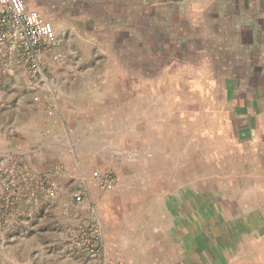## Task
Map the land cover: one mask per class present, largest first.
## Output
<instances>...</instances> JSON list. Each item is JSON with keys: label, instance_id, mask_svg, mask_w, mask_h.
Wrapping results in <instances>:
<instances>
[{"label": "rangeland", "instance_id": "obj_1", "mask_svg": "<svg viewBox=\"0 0 264 264\" xmlns=\"http://www.w3.org/2000/svg\"><path fill=\"white\" fill-rule=\"evenodd\" d=\"M148 5L141 7L133 34L125 33L112 50L100 48L101 33H64L60 57H47L35 87L28 85L17 66L0 74L2 129L34 127L36 106L45 104L46 115L53 108L45 99L50 91L56 90V102L65 103L69 92L89 90L92 86L100 90L123 88L120 106L130 119L122 155L114 157L106 167L115 179L114 188L109 190L83 181L90 176L93 163L75 171L67 163L63 166L47 162L41 171H36L29 163L39 162L32 156L37 152L33 140L18 136L17 131H13L16 133L11 141L0 135V264H101L97 258L84 254V249L92 244L87 229L98 218L99 223L105 221L107 237L102 232V250L106 241L111 248L117 244L124 250V242L116 243L118 235H122L120 226L129 220L133 224L150 222L146 198L153 194V184L171 182L174 188L185 181L188 189L195 183L204 184L203 190L222 189L219 196L223 201L242 185L235 186L242 177L228 176L233 171L228 167L227 152L234 146L225 118L224 88L228 82L217 79L218 66L210 54L194 52L197 42L190 44L192 49L187 45V49H180L181 43L171 46L163 32V18L147 16L157 14L158 9ZM93 28L99 31L98 26ZM89 37L93 42L86 44L84 40ZM201 46L205 48L206 43ZM206 48L210 53V48ZM62 153L66 160L67 151ZM16 167L26 169L45 188L47 181L52 183L54 196L47 197L33 180L22 181ZM8 183L14 184L16 190L26 189L30 198L18 197L16 190L14 195H8ZM79 191L84 195L76 201ZM127 235L132 242V227ZM135 245L134 253L138 255L141 251L137 240ZM132 253L131 248L124 251L129 258ZM134 258L143 260L142 256ZM222 264H229L228 258ZM230 264H264V240L260 244L257 239L254 247L238 250Z\"/></svg>", "mask_w": 264, "mask_h": 264}, {"label": "crops", "instance_id": "obj_2", "mask_svg": "<svg viewBox=\"0 0 264 264\" xmlns=\"http://www.w3.org/2000/svg\"><path fill=\"white\" fill-rule=\"evenodd\" d=\"M144 3L158 9L157 14L147 16L163 18V32L171 46L181 43L180 49H192L190 44L197 42L194 52L210 54L218 66L217 79L228 82L224 88L225 118L234 145L227 152L228 167L233 171L228 176L242 177L235 186L242 185L223 201L219 196L222 189L203 190L204 184L195 183L189 189L185 181L174 188L171 182L153 184V194L146 198L150 222L123 221L116 243L124 242L126 248L121 246L122 251L117 244L111 248L106 241L97 259L101 264H222L228 258L230 264L238 250L264 240V0H32L27 7L51 23L59 41L57 49L41 55L43 64L49 55L60 56L66 32L101 33L100 48H116L125 33L135 31L134 21L138 26ZM91 37L85 38L86 44L93 42ZM204 43L210 53L201 46ZM13 66L14 61L0 69V74ZM96 87L69 92L65 103L56 102V90L50 91L45 98L53 106L46 111L49 116L44 114L46 105L40 104L34 127L0 128V135L11 141L17 131L18 136L32 139L37 146L32 156L39 162L29 163L36 171L47 162L67 163L75 171L87 168L89 162L93 163L90 175L101 172L122 155L130 119L120 106L123 88ZM42 147H47L46 151H41ZM65 150L68 162L61 155ZM91 183L99 188L94 182L87 185ZM239 191L244 194L240 196ZM96 222L101 224L100 234L107 237L106 222L99 223V218ZM131 227L132 242L127 235ZM136 240L141 251L138 255L134 253ZM129 248L133 250L130 258L124 254ZM141 256L143 260L134 258Z\"/></svg>", "mask_w": 264, "mask_h": 264}, {"label": "built area", "instance_id": "obj_3", "mask_svg": "<svg viewBox=\"0 0 264 264\" xmlns=\"http://www.w3.org/2000/svg\"><path fill=\"white\" fill-rule=\"evenodd\" d=\"M32 0H0V69L8 67L14 61L20 68L30 87H35L40 81L42 66L41 55L47 51L57 49V40L50 22L41 18L36 10L29 9L27 4ZM58 53L53 59H58ZM15 170L21 175L22 181L33 180L39 185L40 190L45 192L47 197L55 194L54 185L48 181L45 183L30 177L26 169L16 167ZM84 182H94L99 188L109 190L114 188L115 179L110 170L94 172ZM49 184V185H48ZM8 195L15 194L14 184L8 183L5 186ZM16 195L23 199H29L30 195L26 189L16 190ZM84 195L83 191L75 194L76 201H80ZM92 244L84 249V254L91 259L101 254L100 226L95 223L87 229ZM115 264H122L117 262Z\"/></svg>", "mask_w": 264, "mask_h": 264}]
</instances>
